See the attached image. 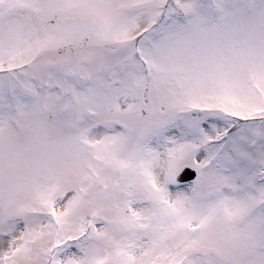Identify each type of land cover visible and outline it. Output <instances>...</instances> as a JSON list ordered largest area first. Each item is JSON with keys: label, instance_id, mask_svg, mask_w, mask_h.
<instances>
[{"label": "snow or ice", "instance_id": "6c2138e0", "mask_svg": "<svg viewBox=\"0 0 264 264\" xmlns=\"http://www.w3.org/2000/svg\"><path fill=\"white\" fill-rule=\"evenodd\" d=\"M0 264H264V0H0Z\"/></svg>", "mask_w": 264, "mask_h": 264}]
</instances>
